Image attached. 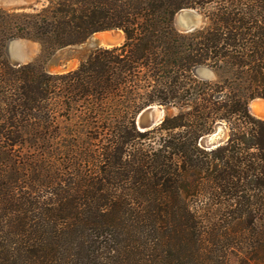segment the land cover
<instances>
[{
    "label": "trees",
    "instance_id": "16d2710c",
    "mask_svg": "<svg viewBox=\"0 0 264 264\" xmlns=\"http://www.w3.org/2000/svg\"><path fill=\"white\" fill-rule=\"evenodd\" d=\"M37 3L0 8V264H264V120L247 110L264 99V0ZM183 9L203 26L178 32ZM112 30L122 45L44 69ZM18 39L40 61L12 65ZM154 104L180 112L139 131ZM219 122L228 141L203 150Z\"/></svg>",
    "mask_w": 264,
    "mask_h": 264
},
{
    "label": "water",
    "instance_id": "95a60500",
    "mask_svg": "<svg viewBox=\"0 0 264 264\" xmlns=\"http://www.w3.org/2000/svg\"><path fill=\"white\" fill-rule=\"evenodd\" d=\"M14 2L12 0H0L2 5H12ZM35 3V0L31 2L30 7L21 8L29 9ZM36 7V6H33ZM201 24L200 16L196 14L191 9H183L178 12L174 18V26L181 33H188L196 29ZM116 31V30H112ZM23 41L14 42L11 46L13 53L15 52L18 60L15 62L17 66L21 65V62L27 59V56L20 50V43ZM92 43V41H90ZM203 75H210L207 71H203ZM264 99L255 98L249 101L247 110L249 114L258 120H264ZM168 110L172 112L176 111V108L163 107L161 105H150L144 108L136 117V127L139 131H149L153 128L159 126L167 117ZM228 140V134L226 126L219 122L214 126V129L211 133L204 135L198 141V145L205 151L214 150L222 145H224Z\"/></svg>",
    "mask_w": 264,
    "mask_h": 264
},
{
    "label": "rangeland",
    "instance_id": "374dc122",
    "mask_svg": "<svg viewBox=\"0 0 264 264\" xmlns=\"http://www.w3.org/2000/svg\"><path fill=\"white\" fill-rule=\"evenodd\" d=\"M12 1L14 2L12 5L5 6V5L0 4V8L6 9V10H28V9H21V8L30 7L29 4L31 2H33L34 0H12ZM34 4L35 5H33V6H36V7L39 6V4L37 3V0H35V3ZM31 8H29V9H31ZM194 12H196V11H194ZM196 14H198V13L196 12ZM200 20H201V24L196 29H194L193 31H195V30H197V29H199L200 27L203 26V21H202L201 16H200ZM123 37H124V34H123ZM18 41H23L19 45L20 48H21L20 50H22V52L27 56V59L24 60V62H21V65L22 64H27V63H30V62H34V61H40V54H41V47H40V45L38 43H36V42H33V41H29V40H19L18 39V40H12V41L8 42V44L6 46V55H7L8 61L12 65H15L16 64L15 62L18 60V58H17L16 53L15 52L13 53V51L11 49V46L14 44V42L16 43ZM90 41H93V42L91 43ZM124 42H125V37L115 47H118V46L122 45ZM100 43L101 42H100L99 39L98 40L97 39L96 40H92V37L90 36L83 43H80L78 45L69 46V47L60 49V50L56 51L44 63V69L47 72L52 73V74H64V73H68L70 71H73V70L77 69L79 67L80 63H82L83 61H85V59L94 50H96L97 48H100V47L107 48V47H104ZM41 60H43V59L41 58ZM205 77H208L209 79H214L213 73H210V75H206ZM154 105H157V104H154ZM172 107L173 108H176L177 110L174 111V112H172L171 110H168L167 117H173V116L177 115L180 112V109L177 108V107H175V106H168L166 108L169 109V108H172ZM223 124L225 125V123H223ZM226 129H227V134H228V138H229L228 128H226ZM232 264H236V261L235 260H232Z\"/></svg>",
    "mask_w": 264,
    "mask_h": 264
},
{
    "label": "bare ground",
    "instance_id": "6f19581e",
    "mask_svg": "<svg viewBox=\"0 0 264 264\" xmlns=\"http://www.w3.org/2000/svg\"><path fill=\"white\" fill-rule=\"evenodd\" d=\"M91 37H92V40L99 39L101 42L100 44H102L104 47H107V48L116 46L124 38L123 33L120 30H117L114 32L113 31L98 32V33L93 34Z\"/></svg>",
    "mask_w": 264,
    "mask_h": 264
}]
</instances>
